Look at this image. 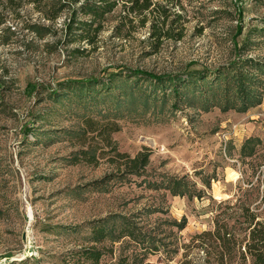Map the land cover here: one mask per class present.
<instances>
[{"label": "rangeland", "instance_id": "1", "mask_svg": "<svg viewBox=\"0 0 264 264\" xmlns=\"http://www.w3.org/2000/svg\"><path fill=\"white\" fill-rule=\"evenodd\" d=\"M152 1L128 14L123 0H0V264H76L104 224L114 235L95 245L99 264L144 254L116 242L118 216L156 242L144 264H203L192 237L222 211L241 239L250 214L264 228V109L192 108L139 74L186 79L264 64V0ZM86 118L95 131L83 134ZM109 124L118 131L101 129ZM108 139L131 157L150 150L142 176L97 185L119 174ZM165 176L211 187L173 196L152 185Z\"/></svg>", "mask_w": 264, "mask_h": 264}, {"label": "trees", "instance_id": "2", "mask_svg": "<svg viewBox=\"0 0 264 264\" xmlns=\"http://www.w3.org/2000/svg\"><path fill=\"white\" fill-rule=\"evenodd\" d=\"M123 3H128V14H142L155 6L152 0H123ZM114 8V4L109 7V11ZM159 6L156 8L158 10ZM102 11L101 7L92 10L94 16L97 12ZM160 14V17H163ZM165 25V19L161 22ZM153 37H155L153 35ZM161 37L172 38L169 34H162ZM181 35H178L176 40H180ZM235 69L227 71H216L210 73L199 72L196 74L187 75L186 79L180 77H151L146 73L143 77L154 81V88L165 87L171 88L174 95L189 103L192 108H199L203 111H209L213 108H219L222 112L235 111L237 113H245L251 108L261 105L264 98V64L259 62L253 63L252 60H247L244 65H235ZM248 66L255 71H248L244 67ZM135 75H137L135 73ZM155 88V89H156ZM155 91V90H154ZM156 92L148 94L145 101L156 100ZM83 134L86 132L92 133L94 120L86 118L84 120ZM109 125L103 126L109 133H115L118 128H112ZM250 143V140H248ZM106 147L111 153H114L111 162L115 165L119 174H112L104 177L97 182V185L107 184L117 179H123L126 176L140 177L143 175L145 168L149 165L151 152L144 149L131 157L126 153H121L116 150L115 144L111 139L107 140ZM83 154H87L88 150H81ZM108 151V152H109ZM213 179V178H212ZM205 190H210L211 179L201 180ZM155 189H164L173 196H187L188 198H201L205 190H197L185 182V176L177 178L174 176H165L160 182H154ZM221 204V203H220ZM154 210H148L147 213H153ZM232 214H227L222 211L215 215L212 231H205L192 237L193 248L199 249L205 255L203 264H246L249 260L250 264H264V228L258 229L261 226L255 221V216L250 214L247 216L248 228L244 237L241 239L237 236L235 225L230 224ZM119 222L120 230L117 232L116 242L127 238L130 243H134L138 247H143L144 254H134L131 257L121 255L115 264H144V258L148 254H154L157 250L156 242L150 237L142 234L136 222L132 217L118 216L114 217ZM185 227V218L178 225L179 229ZM107 225H99L91 228V236L89 242L92 247L76 251L74 254L78 256L76 264H99L103 255V251L96 248L95 245L104 242L109 235H114V231L107 229ZM82 260V262H80ZM179 264H191L189 261L182 260Z\"/></svg>", "mask_w": 264, "mask_h": 264}, {"label": "crops", "instance_id": "3", "mask_svg": "<svg viewBox=\"0 0 264 264\" xmlns=\"http://www.w3.org/2000/svg\"><path fill=\"white\" fill-rule=\"evenodd\" d=\"M262 109H264V103L259 105L257 108L250 109L251 112H249V113H257V112H260V110H262Z\"/></svg>", "mask_w": 264, "mask_h": 264}]
</instances>
